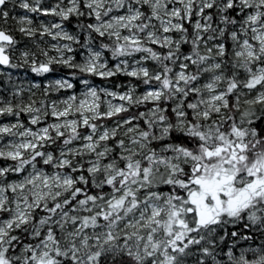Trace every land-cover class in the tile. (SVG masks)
<instances>
[{
    "label": "snow or ice",
    "instance_id": "6c2138e0",
    "mask_svg": "<svg viewBox=\"0 0 264 264\" xmlns=\"http://www.w3.org/2000/svg\"><path fill=\"white\" fill-rule=\"evenodd\" d=\"M0 161V264H264V0H0Z\"/></svg>",
    "mask_w": 264,
    "mask_h": 264
},
{
    "label": "rangeland",
    "instance_id": "374dc122",
    "mask_svg": "<svg viewBox=\"0 0 264 264\" xmlns=\"http://www.w3.org/2000/svg\"><path fill=\"white\" fill-rule=\"evenodd\" d=\"M19 11H21V12H22L23 10H19ZM96 79H97V80H99V78H96ZM98 83H99V82H98ZM0 163H2V161H0Z\"/></svg>",
    "mask_w": 264,
    "mask_h": 264
},
{
    "label": "trees",
    "instance_id": "16d2710c",
    "mask_svg": "<svg viewBox=\"0 0 264 264\" xmlns=\"http://www.w3.org/2000/svg\"><path fill=\"white\" fill-rule=\"evenodd\" d=\"M124 79H126V78H124ZM97 82H100L99 80H97Z\"/></svg>",
    "mask_w": 264,
    "mask_h": 264
}]
</instances>
